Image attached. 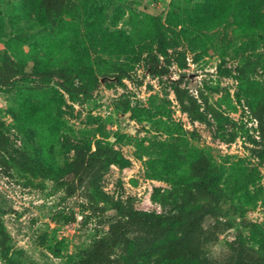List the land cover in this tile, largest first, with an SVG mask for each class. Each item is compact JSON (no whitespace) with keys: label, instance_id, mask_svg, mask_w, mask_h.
Segmentation results:
<instances>
[{"label":"rangeland","instance_id":"374dc122","mask_svg":"<svg viewBox=\"0 0 264 264\" xmlns=\"http://www.w3.org/2000/svg\"><path fill=\"white\" fill-rule=\"evenodd\" d=\"M219 1L75 0L72 13L51 27L29 11L28 0H0V63L9 54L21 68L10 86L0 85V130L9 138L10 160L59 169L73 159L76 144L110 142L132 164H113L104 190L139 209L165 212L172 205L160 202L163 194L180 190L185 198L183 188L191 184L189 165L174 155V146L182 153L206 150L222 169L226 189L224 223L206 244L207 254L220 256L238 236L260 250L264 145L255 142L260 132L250 105L264 97V16L250 28L234 5L208 27ZM155 55L169 73L151 72ZM65 68L74 72L70 83L46 75ZM175 80L223 110L224 121L193 120L177 99ZM69 84L87 90L70 93ZM6 168L0 169V220L15 264H74L105 232L106 223L90 215L78 193L68 196L52 179ZM70 213L76 220L60 216ZM214 223L212 216L204 222ZM0 264H11L1 252Z\"/></svg>","mask_w":264,"mask_h":264},{"label":"trees","instance_id":"16d2710c","mask_svg":"<svg viewBox=\"0 0 264 264\" xmlns=\"http://www.w3.org/2000/svg\"><path fill=\"white\" fill-rule=\"evenodd\" d=\"M28 2L29 11L39 21L56 27L66 15L72 13L75 0ZM234 5H237V14L250 28H254L264 16V0H220L208 18L207 26L214 27ZM160 51L163 55V50ZM160 65V55L153 56V74L170 72L169 66ZM241 70L244 71V68ZM20 72V65L9 54H5L0 63V85L10 86ZM46 75L57 76L70 83L74 72L66 68L53 69L47 71ZM124 75L122 70L119 78ZM86 88L69 84L67 89L72 93V89L82 91ZM173 90L182 108L193 120L210 124L212 119L224 121L226 118L224 111L208 98L200 101L191 94L188 88L182 86L181 80L174 81ZM117 107L126 109L129 104L118 103ZM250 107L260 132V141L255 139V142L264 145V97L258 98ZM169 129L170 126H166L164 131ZM9 145L8 136L0 130V169L8 165L6 169H9V173L16 170L33 177L54 180L57 186L65 188L68 196L78 193L85 198L90 215H98L101 217L99 221L106 223L105 232L82 248L74 264H264V246L255 251L242 236L232 240L229 248L220 256L212 258L207 254L206 244L217 239L221 224L224 223L221 220L220 202L225 197L226 189L222 184V169L206 150L190 149L182 153L178 146H174V155L189 165L191 184L183 188L185 198L181 196L180 190H169L163 194L160 202L163 205L170 204L172 208L159 212L139 209L132 199H114L104 190L102 182L113 164L123 167L132 164L131 159L110 142L98 140L95 147L88 142L76 144L73 159L59 169L33 159L20 160L14 157L10 160ZM259 156L264 162V147ZM250 175L252 181L257 179L254 173ZM107 206L111 208L110 214L107 213ZM104 214H107L106 220H103ZM60 216L67 221L76 220L75 213ZM207 216L215 219L210 227L204 224ZM10 238L0 220V252L9 263L15 264Z\"/></svg>","mask_w":264,"mask_h":264}]
</instances>
